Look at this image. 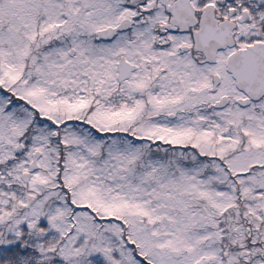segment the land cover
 Returning <instances> with one entry per match:
<instances>
[{
    "label": "snow or ice",
    "instance_id": "snow-or-ice-1",
    "mask_svg": "<svg viewBox=\"0 0 264 264\" xmlns=\"http://www.w3.org/2000/svg\"><path fill=\"white\" fill-rule=\"evenodd\" d=\"M0 264H264V0H0Z\"/></svg>",
    "mask_w": 264,
    "mask_h": 264
}]
</instances>
